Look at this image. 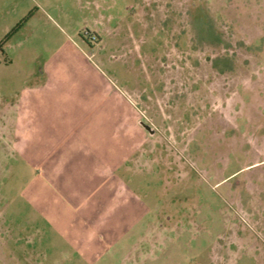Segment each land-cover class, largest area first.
<instances>
[{"label":"rangeland","instance_id":"obj_1","mask_svg":"<svg viewBox=\"0 0 264 264\" xmlns=\"http://www.w3.org/2000/svg\"><path fill=\"white\" fill-rule=\"evenodd\" d=\"M25 17L4 50L18 51L27 24L57 22L81 40L98 30L94 59L169 143L144 219L105 252L68 259L264 264V0H0V41ZM3 145L0 264L62 259L36 245L22 197L32 174Z\"/></svg>","mask_w":264,"mask_h":264},{"label":"crops","instance_id":"obj_2","mask_svg":"<svg viewBox=\"0 0 264 264\" xmlns=\"http://www.w3.org/2000/svg\"><path fill=\"white\" fill-rule=\"evenodd\" d=\"M28 25L18 51L3 52L2 152L32 174L22 197L25 217L27 206L40 231L35 243L63 254L49 264H110L68 254L105 252L136 228L148 214L154 167L162 176L168 164L169 143L94 59L103 41L98 30L89 31L93 41L57 22Z\"/></svg>","mask_w":264,"mask_h":264},{"label":"trees","instance_id":"obj_3","mask_svg":"<svg viewBox=\"0 0 264 264\" xmlns=\"http://www.w3.org/2000/svg\"><path fill=\"white\" fill-rule=\"evenodd\" d=\"M31 14V13H30ZM28 19V17H25L23 20H21L14 28H13V30L11 31V32H9L7 35H6V37L3 39V40H1L0 41V52H3V50H4V45H5V43H6V41L16 32V31H18L21 27H22V25H23V23L26 21Z\"/></svg>","mask_w":264,"mask_h":264},{"label":"built area","instance_id":"obj_4","mask_svg":"<svg viewBox=\"0 0 264 264\" xmlns=\"http://www.w3.org/2000/svg\"><path fill=\"white\" fill-rule=\"evenodd\" d=\"M86 37H90L93 41L97 39V36L95 34L90 33L89 31H86Z\"/></svg>","mask_w":264,"mask_h":264}]
</instances>
